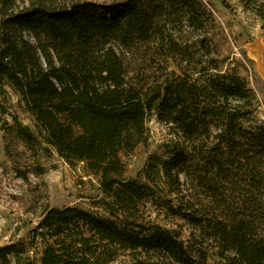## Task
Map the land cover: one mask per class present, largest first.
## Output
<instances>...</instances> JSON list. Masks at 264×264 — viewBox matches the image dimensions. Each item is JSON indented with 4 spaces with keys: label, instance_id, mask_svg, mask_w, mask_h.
I'll list each match as a JSON object with an SVG mask.
<instances>
[{
    "label": "trees",
    "instance_id": "1",
    "mask_svg": "<svg viewBox=\"0 0 264 264\" xmlns=\"http://www.w3.org/2000/svg\"><path fill=\"white\" fill-rule=\"evenodd\" d=\"M240 1L264 23V2ZM213 25L201 0H0V130L81 163L106 214L46 207L28 240L0 246V264H208V244L215 264H264V122L204 35ZM7 88L35 131L7 112ZM151 117L176 141L149 156L145 180L127 178ZM184 183L192 213L173 197ZM148 203L197 236L145 221Z\"/></svg>",
    "mask_w": 264,
    "mask_h": 264
},
{
    "label": "rangeland",
    "instance_id": "2",
    "mask_svg": "<svg viewBox=\"0 0 264 264\" xmlns=\"http://www.w3.org/2000/svg\"><path fill=\"white\" fill-rule=\"evenodd\" d=\"M91 1L97 4H111L122 0H71ZM211 12L214 25L204 35L210 39L220 58L228 59L230 68L235 67L245 78L248 87L257 100L255 115L264 122V23L252 11L243 7L240 0H201ZM257 4L264 0H255ZM258 6V5H257ZM186 35V34H184ZM184 38L187 39V36ZM4 104L9 114H15L29 126L33 123L24 112L22 104L11 89L7 88ZM10 120L9 115L5 116ZM147 144L140 145L133 154L123 158L127 178L144 179V167L152 154L164 157V152L172 148L176 138L168 126L159 123L154 117L147 121ZM168 146V147H167ZM40 150L31 152L19 140L4 135L0 130V246L25 242L46 207L62 208L76 206L106 215L96 205L99 196L95 178L85 173L81 163L68 164L54 151L45 157ZM183 177L181 182H183ZM162 184H160V187ZM181 197L174 194L175 203L192 213L198 210L196 201L184 183ZM145 221H151L170 228L178 233L183 241L197 230L186 221L174 217L160 206H141ZM208 264H215L217 257L212 244H208ZM38 258L40 249L31 252ZM152 263L156 264L153 256ZM121 258L113 264H126ZM151 263V264H152Z\"/></svg>",
    "mask_w": 264,
    "mask_h": 264
}]
</instances>
